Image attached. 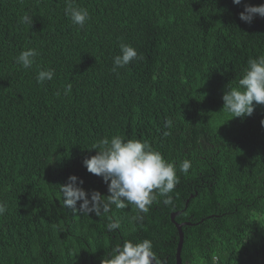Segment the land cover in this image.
Listing matches in <instances>:
<instances>
[{"label":"trees","instance_id":"16d2710c","mask_svg":"<svg viewBox=\"0 0 264 264\" xmlns=\"http://www.w3.org/2000/svg\"><path fill=\"white\" fill-rule=\"evenodd\" d=\"M72 2L88 10L83 28L65 16L66 0H0V264H102L145 239L161 264H175V212L186 223L182 264H264V106L244 119L222 108L225 89L264 55V18H238L264 0ZM121 43L142 58L113 72ZM28 48L39 55L23 69L14 57ZM47 68L53 79L38 84ZM114 135L147 141L176 165L171 204L157 197L147 213L113 206L99 216L64 206L70 176L87 194H108L83 160ZM113 220L120 227L108 231Z\"/></svg>","mask_w":264,"mask_h":264},{"label":"clouds","instance_id":"9594fccd","mask_svg":"<svg viewBox=\"0 0 264 264\" xmlns=\"http://www.w3.org/2000/svg\"><path fill=\"white\" fill-rule=\"evenodd\" d=\"M232 3L241 5L242 0H232ZM66 5L65 16L73 25L83 28L90 18L88 10L75 6L72 0H66ZM256 17L264 18V3L244 4L243 11L238 13L239 20L244 23L250 24ZM20 22L31 26L33 17L25 13L20 18ZM119 48L120 54L113 57V72L142 58L130 45L121 43ZM38 55L35 49L28 48L14 57V62L23 69H30ZM53 76V69H40L37 71L36 81L38 84H43L45 81H51ZM71 89L72 85L67 84L63 88V94L68 95ZM60 94L58 90L56 95ZM222 101V108L226 109L232 118L239 119L250 117L256 106H264V55L248 60L238 85L226 88ZM260 124L264 127V119L260 121ZM164 126L171 127V121H165ZM164 135L168 133L165 132ZM93 149L96 150L95 155L85 158L83 166L89 173L102 178L107 185L108 194L101 195L99 192L87 194L79 187L83 181H78L76 176H70L68 182L61 185L65 207L99 216L109 213L113 206L116 209L132 206L137 213H147L157 197H163L165 205L171 204L172 198L168 194L178 183L176 165L167 161L147 141L125 139L123 136L114 135L111 138H102L93 146ZM191 166L189 160H183L179 170L187 174ZM5 211L6 205L0 202V215H3ZM138 218V216L134 217V219ZM119 227L118 220H113L107 226L108 231L119 229ZM211 260L213 264H217L219 257L212 256ZM102 264H161V262L152 251L151 241L145 239L137 244L125 241L122 245H117Z\"/></svg>","mask_w":264,"mask_h":264},{"label":"water","instance_id":"95a60500","mask_svg":"<svg viewBox=\"0 0 264 264\" xmlns=\"http://www.w3.org/2000/svg\"><path fill=\"white\" fill-rule=\"evenodd\" d=\"M178 212H175L171 214V222L175 225V228L178 233V243H177V248H176V253H175V264H182L181 258H180V253L183 245V232H182V226L184 224H178L175 222L174 218L178 215Z\"/></svg>","mask_w":264,"mask_h":264}]
</instances>
